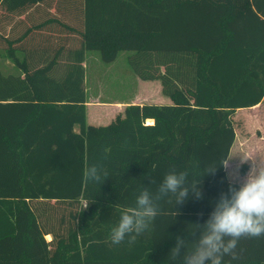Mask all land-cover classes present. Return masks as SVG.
<instances>
[{"label": "trees", "instance_id": "16d2710c", "mask_svg": "<svg viewBox=\"0 0 264 264\" xmlns=\"http://www.w3.org/2000/svg\"><path fill=\"white\" fill-rule=\"evenodd\" d=\"M121 49L171 102L89 124L86 52L109 63ZM0 54V264H180L169 259L176 237H198L240 186L223 167L203 174L228 159L236 111L264 99V0H0ZM93 164L103 183L84 179ZM173 169L203 198L166 197L135 242L111 243L121 210ZM236 252L224 261L264 264V236Z\"/></svg>", "mask_w": 264, "mask_h": 264}, {"label": "clouds", "instance_id": "9594fccd", "mask_svg": "<svg viewBox=\"0 0 264 264\" xmlns=\"http://www.w3.org/2000/svg\"><path fill=\"white\" fill-rule=\"evenodd\" d=\"M218 167L227 169L229 160L207 165L203 176L214 175ZM188 177L187 171L173 169L164 174L155 193L143 187L136 197L135 207L121 210L118 222L111 228V243L119 245L126 237L129 243L135 242L137 236L155 220L159 214L158 202L166 197L169 202L174 197L175 204H183L190 192L197 199H202L199 181L190 183ZM107 178V170L99 164L84 170L86 181L103 183ZM151 183L156 181L151 180ZM201 227L199 236L191 242L186 237H176L175 247L170 252L171 261L179 260L180 264H230V261H224V257L238 258L236 249L242 238L264 236V165L252 164L238 188L230 185L228 193L221 194L209 219ZM181 249H184L182 256Z\"/></svg>", "mask_w": 264, "mask_h": 264}, {"label": "rangeland", "instance_id": "374dc122", "mask_svg": "<svg viewBox=\"0 0 264 264\" xmlns=\"http://www.w3.org/2000/svg\"><path fill=\"white\" fill-rule=\"evenodd\" d=\"M132 51L121 49L113 62L106 63L101 60L98 50H88L86 66L90 101L98 97L102 101L122 100L128 104L154 102L158 97L155 83L146 86L145 81L128 67L127 55ZM2 59L3 70L12 71V63L4 57ZM96 109L89 106L90 116L97 114ZM233 119L236 142L228 158L227 179L242 182L252 164L264 165V100L258 107L237 110Z\"/></svg>", "mask_w": 264, "mask_h": 264}, {"label": "crops", "instance_id": "0c3cea01", "mask_svg": "<svg viewBox=\"0 0 264 264\" xmlns=\"http://www.w3.org/2000/svg\"><path fill=\"white\" fill-rule=\"evenodd\" d=\"M87 52H88V50H87ZM87 52H86V59H85V62H84L85 67H86V90H87V66H86V61H87V58H88V53ZM11 65L13 66V64H11ZM128 67H130V66H128ZM12 71H15V68ZM144 81H145L144 83L146 84V86H149L150 85L149 83H155V85L157 87L158 97L156 99H154V103H170L171 102L170 97L165 95L163 93V91H162L161 80L154 79V80H144ZM96 97H97V95H96ZM150 99L148 101H150ZM262 101L259 104L255 105L253 107H250V108L258 107L262 103ZM139 103H145V102H139ZM126 105H128V103H124V101H122V100L102 101V99L98 98V97L94 101L93 100L90 101L88 90H87V102H86L87 122L89 124H93V125L108 124L118 114H123L124 113V109H125ZM89 106H93V107H96L98 109V110L96 109L97 110V114L96 115L90 116L91 114L89 113ZM235 142H236V140H235ZM235 142H234L231 150L233 149V147L235 145ZM231 150H230V153H231ZM229 156H230V154H229ZM226 171H227V169H226ZM227 174H228V171H227ZM239 183H241V182H239Z\"/></svg>", "mask_w": 264, "mask_h": 264}]
</instances>
